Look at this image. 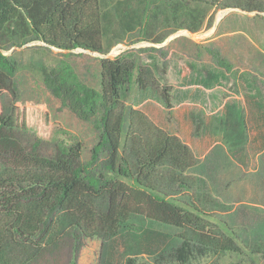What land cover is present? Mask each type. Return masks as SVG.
Instances as JSON below:
<instances>
[{
  "label": "trees",
  "instance_id": "obj_1",
  "mask_svg": "<svg viewBox=\"0 0 264 264\" xmlns=\"http://www.w3.org/2000/svg\"><path fill=\"white\" fill-rule=\"evenodd\" d=\"M225 8L264 12L262 0H0V264H34L65 240L73 246L75 264L83 240L99 239L102 245L147 221L173 231L175 245L152 256L127 253L123 264H204L210 258L217 264L226 253L241 252L227 233L235 230L211 212L216 201L206 181L191 174L198 163L191 148L127 102L137 90L170 115L169 45L99 58L97 88L69 59L77 48L106 55L119 43L161 44L179 30L196 33ZM33 41L42 43L32 45L40 53L26 65L15 49L5 53ZM170 42L188 51L189 58L178 56L184 66L209 55L223 71L233 67L216 47L186 36ZM51 47L63 53L50 62ZM145 52L158 53L160 63L145 62ZM23 68L33 70L84 125L87 138L38 107L19 104ZM218 124L229 149L244 144V118L234 105ZM13 243L35 252L14 259L8 249ZM242 243L248 264H259L264 240Z\"/></svg>",
  "mask_w": 264,
  "mask_h": 264
},
{
  "label": "rangeland",
  "instance_id": "obj_2",
  "mask_svg": "<svg viewBox=\"0 0 264 264\" xmlns=\"http://www.w3.org/2000/svg\"><path fill=\"white\" fill-rule=\"evenodd\" d=\"M262 2L264 7V0ZM218 14H221L220 17ZM177 36H186L201 45L218 48L230 60L232 69L228 72L223 71L210 60L209 55L195 60L194 66L191 67L180 64L178 61L180 54L185 58L189 57L188 51L182 52L179 43L170 42ZM32 45H42V43L33 41L20 48H11L5 53L9 54L15 49L20 62L26 65L32 56H38L40 53L36 48H32ZM149 45L156 47L169 45V69L174 77V84L178 85L183 78H187V84L195 85L199 82L197 80L199 76L203 75V70L206 71L208 68L213 75L211 78L206 77L209 81L206 87L210 89L206 93L209 94L208 102L212 108L221 106L216 110V113L220 114L223 110L222 103L226 99V103L236 105L246 118L247 141L232 151L228 150L223 162L216 160L218 162L215 169L216 175L204 176V178L209 179L210 192L208 190V193L212 194L213 196H210L216 201L211 212L222 221L224 228L227 223L235 230V234L231 229L227 233L236 239L241 248V252L226 253L217 260V264H248V250L242 242L253 243V241L264 240V12L255 16L254 12L246 13L233 8L218 9L214 12L212 24L203 27L199 32L190 33L179 30L161 44L142 41L119 43L106 55L77 48L71 51L69 59L75 63L79 72L85 75L88 83L97 88L96 70L99 58H113L121 53L133 51L137 47ZM114 48L115 50L112 51ZM61 53H63L62 50L51 47L46 60L51 62L53 58L61 57ZM142 58L149 64L160 63V56L156 52H145ZM183 67H186L184 68L186 70ZM23 69L18 73L19 104L38 107L47 113L51 121L59 122L69 130L82 133L87 138L85 134L88 132L84 125L71 112L61 107L58 99L45 89L38 75L31 69ZM181 70L188 75L182 76ZM199 85L202 84L199 83ZM253 93L256 96L255 101L259 104L258 108L245 111V104L248 101L246 95ZM131 98L128 97L127 102H130ZM197 102L202 103L201 99ZM218 149L219 146L215 151L217 152ZM214 155H216L215 152ZM197 177L205 180L203 176ZM143 226H147L146 222ZM161 233L164 236L168 235L164 248L175 245L176 238L173 231L163 230ZM125 238V233L118 234L105 239L102 245L99 239L83 240V245L76 253L75 264H123ZM8 249L9 256L19 261L30 257L35 252L33 246L14 243ZM72 252L71 242L65 240L55 250L43 253L34 264H71ZM258 255L259 264H264L263 255ZM252 256L256 255L252 254ZM212 260L210 258L204 261V264H210Z\"/></svg>",
  "mask_w": 264,
  "mask_h": 264
},
{
  "label": "crops",
  "instance_id": "obj_3",
  "mask_svg": "<svg viewBox=\"0 0 264 264\" xmlns=\"http://www.w3.org/2000/svg\"><path fill=\"white\" fill-rule=\"evenodd\" d=\"M195 62V60L192 61V66H194ZM208 72H211L208 68L206 71L203 70V75L199 76L197 79L199 82L195 85L187 84V78H183L178 85L174 84L172 91L173 107L170 115H167L166 109L161 102L148 97L144 93L135 90L129 95V97H132L129 103L141 109L159 127L178 135L191 148L198 160L191 174L203 176V178L204 176L211 177L216 175L215 169L218 163L216 160L223 162L228 150H230L225 143L223 132L220 130L218 123L220 120H224L227 106L234 105L233 103H226L225 99L222 103L223 110H221L220 114H217L216 110L221 106L212 108L210 102H208L210 100L209 94L206 93L210 90L206 87L209 82L206 77H210ZM185 75L187 76L188 74L184 73L182 76ZM199 83L202 85H199ZM246 97L248 101L245 104V111L258 108L259 104L255 101L256 96L254 93L252 95L247 94ZM198 99H201L202 103L197 102ZM234 106L244 118L245 141H247L246 118L237 106ZM217 146H219V149L216 152ZM214 152L216 155H214ZM204 179L207 184V190L210 192L209 179ZM210 195L213 196L212 194ZM146 224L147 226L139 225L134 233L125 234L123 253L126 255L128 253L152 256L164 249L168 235L164 236L161 232L170 230L148 221Z\"/></svg>",
  "mask_w": 264,
  "mask_h": 264
},
{
  "label": "built area",
  "instance_id": "obj_4",
  "mask_svg": "<svg viewBox=\"0 0 264 264\" xmlns=\"http://www.w3.org/2000/svg\"><path fill=\"white\" fill-rule=\"evenodd\" d=\"M114 50H115V48L112 51H114Z\"/></svg>",
  "mask_w": 264,
  "mask_h": 264
},
{
  "label": "water",
  "instance_id": "obj_5",
  "mask_svg": "<svg viewBox=\"0 0 264 264\" xmlns=\"http://www.w3.org/2000/svg\"><path fill=\"white\" fill-rule=\"evenodd\" d=\"M187 31V30H186ZM189 32V31H188Z\"/></svg>",
  "mask_w": 264,
  "mask_h": 264
}]
</instances>
